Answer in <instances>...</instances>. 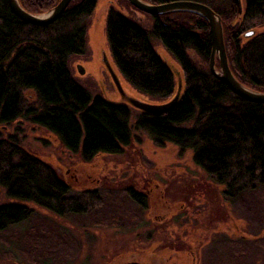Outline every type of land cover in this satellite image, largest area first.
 I'll use <instances>...</instances> for the list:
<instances>
[{
    "label": "trees",
    "instance_id": "16d2710c",
    "mask_svg": "<svg viewBox=\"0 0 264 264\" xmlns=\"http://www.w3.org/2000/svg\"><path fill=\"white\" fill-rule=\"evenodd\" d=\"M97 1L72 0L57 21L35 27L15 17L7 0H0V124L29 122L88 163L99 155L120 154L139 132L157 146L171 144L191 151L196 167L222 188L227 200L239 201L257 189L264 192V104L240 99L210 73L209 29L200 16H147L152 25L146 29L109 10L105 28L109 51L118 73L135 91L154 103L166 102L174 94V76L153 50L154 42L179 66L183 92L166 114L139 113L131 125L128 107L92 97L72 79L68 64L85 53L87 21ZM141 1L151 5L191 1L209 7L220 18L233 76L246 88L264 93V0H243L242 20L234 0ZM59 2L18 0L32 15L45 14ZM250 30L258 32L244 40ZM26 92L32 95L30 101ZM0 188L8 199L19 202L0 206V234L34 218V210L26 205L57 217L84 216L104 197L96 191L73 192L12 136L0 138ZM143 197L147 196H133L138 207ZM224 249L227 255L214 256L218 262L236 260L231 246Z\"/></svg>",
    "mask_w": 264,
    "mask_h": 264
},
{
    "label": "rangeland",
    "instance_id": "374dc122",
    "mask_svg": "<svg viewBox=\"0 0 264 264\" xmlns=\"http://www.w3.org/2000/svg\"><path fill=\"white\" fill-rule=\"evenodd\" d=\"M110 7L146 29L152 25L124 0H98L87 21L85 53L72 58L68 69L92 97L115 102L119 96L101 61L104 54L117 71L105 31ZM153 50L165 64L179 68L160 43L154 42ZM191 58L197 62L195 55ZM78 66L85 70L82 75ZM121 80L129 95L152 102ZM24 95L30 101L31 93ZM129 110L132 125L139 113ZM0 136L17 137L26 154L53 169L73 192L104 195L84 216L57 217L26 205L34 218L0 234V264H176L178 252L191 251V243L198 256L194 264H223L224 259L218 262L214 256L227 255L224 248L230 246L236 260L224 264H264V192L257 189L239 201L227 200L222 188L196 167L189 150L157 146L137 132L120 154L99 155L88 163L21 119L0 124ZM150 183L160 189L150 186L149 196ZM139 193L147 196L141 207L133 201ZM6 203L19 202L0 188V206Z\"/></svg>",
    "mask_w": 264,
    "mask_h": 264
},
{
    "label": "water",
    "instance_id": "95a60500",
    "mask_svg": "<svg viewBox=\"0 0 264 264\" xmlns=\"http://www.w3.org/2000/svg\"><path fill=\"white\" fill-rule=\"evenodd\" d=\"M72 0H60V2L53 7L50 11L42 15H32L27 13L19 5L18 0H7L8 7L11 13L19 20L29 25L37 27H45L51 25L57 21L63 12L66 10ZM126 2L133 8L137 13L146 16H162L174 13H193L200 16L208 25L209 39H210V56H209V71L222 82L227 89L240 99L252 103V104H264V93L252 91L243 86L233 76L226 57L223 41V30L220 22V18L207 6L191 1H178L171 2L162 5H151L141 0H126ZM237 16L242 20L244 18L243 0H234ZM141 20V19H139ZM258 30L247 31L242 37L244 40H248L257 34ZM218 63V69L215 67V62ZM104 67L107 74L115 87L116 94L119 96L115 102H110L116 105H123L129 107L138 113H146L149 115H163L171 111L179 101L183 92V79L179 72V68L176 65L166 64L171 70L175 79V90L174 94L170 99L163 103L147 102L129 95L127 87L123 84L121 78L113 69L112 64L109 62L107 57L104 56L103 60ZM77 71L80 75L84 73L82 66L77 67ZM127 264H139L137 262H131Z\"/></svg>",
    "mask_w": 264,
    "mask_h": 264
},
{
    "label": "flooded vegetation",
    "instance_id": "af4514ba",
    "mask_svg": "<svg viewBox=\"0 0 264 264\" xmlns=\"http://www.w3.org/2000/svg\"><path fill=\"white\" fill-rule=\"evenodd\" d=\"M147 17V16H146ZM101 53H103V51H101L100 52V54H99V56L101 57ZM104 54H102V57H101V61H102V64H103V60H104ZM104 65V64H103ZM107 72V71H106ZM107 74V73H106ZM109 77V76H108ZM110 79V78H109ZM153 185H155L154 187H155V189H160V188H157V187H159L158 185H156V183H154V184H152V183H150L149 184V186H148V189H149V191H148V193H146V195H149L150 196V194H151V192H150V190H151V188H149L150 186H153ZM191 245H192V249H191V251H189V252H178V256H180L179 257V259L177 260L178 261V263H176V264H194L195 263V259H196V256H197V254H196V250H195V248H194V244H192L191 243ZM142 252H144V253H147V250L146 251H142Z\"/></svg>",
    "mask_w": 264,
    "mask_h": 264
},
{
    "label": "bare ground",
    "instance_id": "6f19581e",
    "mask_svg": "<svg viewBox=\"0 0 264 264\" xmlns=\"http://www.w3.org/2000/svg\"><path fill=\"white\" fill-rule=\"evenodd\" d=\"M113 9V8H112ZM109 10H111V7L109 8ZM35 27H37V26H35Z\"/></svg>",
    "mask_w": 264,
    "mask_h": 264
}]
</instances>
